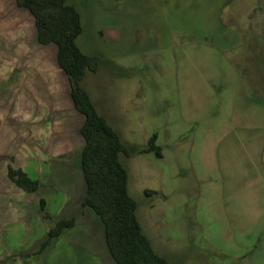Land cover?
<instances>
[{
    "label": "rangeland",
    "instance_id": "obj_1",
    "mask_svg": "<svg viewBox=\"0 0 264 264\" xmlns=\"http://www.w3.org/2000/svg\"><path fill=\"white\" fill-rule=\"evenodd\" d=\"M36 32L30 12L16 0H0V264H115L97 219L80 206L79 192L68 180L60 184L65 207L46 174L53 160L76 158L83 139L57 49L40 45ZM239 58L255 62L254 56ZM227 88V100L200 104L194 116L184 117L183 129L172 136L174 151L160 164L151 155L140 157L139 185L148 190L142 200L154 206L149 220L156 239L161 232L166 240L158 244L165 252L201 254L212 264H264V53L258 55L255 96L233 72ZM8 164L40 180V191L18 188L8 178ZM160 191L168 193L166 202L154 195ZM42 198L50 219L40 212ZM218 209L227 212L215 215ZM234 209L239 219L228 214ZM63 217H75V227L41 252Z\"/></svg>",
    "mask_w": 264,
    "mask_h": 264
},
{
    "label": "crops",
    "instance_id": "obj_2",
    "mask_svg": "<svg viewBox=\"0 0 264 264\" xmlns=\"http://www.w3.org/2000/svg\"><path fill=\"white\" fill-rule=\"evenodd\" d=\"M70 4L81 18L78 47L84 54L100 60L95 72H87L81 87L128 150V154L121 155V161L128 172L129 194L137 202V217L144 234L153 249L172 264H212L201 254L187 256L162 249L160 245L166 240L161 232L156 239L149 220L154 206L142 200V194L148 190L139 185L136 166L144 155L155 157L158 164L165 160L173 148L172 136L180 133L184 117L194 116L200 104L227 100L226 86L232 72L234 79H242L244 86L252 88V95L258 93V55L264 53V0H70ZM248 55L254 56L250 60L255 62H240V56ZM57 67L68 80L69 108L81 120L78 129L81 135L85 118L74 107L71 81L58 61ZM247 71L252 74L247 75ZM154 136L161 157L155 152H145ZM83 147L84 140L74 159L62 158L46 164V174L55 182L52 187L56 198L59 194L65 200L62 185L64 180L70 181L71 187L79 192L80 206L95 216L94 224L101 234L103 231L106 242L103 223L93 210L82 205L87 191L80 163ZM171 162L180 166L177 160ZM10 166L13 167L8 164L7 174ZM13 168L38 181L37 192L40 191V180L23 168ZM164 176L160 178L163 180ZM154 195L164 202L169 199L167 192ZM41 200L48 207L47 198ZM232 200H238L240 206V198L234 196ZM66 203L65 200V207ZM217 211L220 215L227 212L218 209L213 211L215 215ZM228 214L234 220L241 215L235 209ZM67 230L70 229L62 235Z\"/></svg>",
    "mask_w": 264,
    "mask_h": 264
},
{
    "label": "trees",
    "instance_id": "obj_3",
    "mask_svg": "<svg viewBox=\"0 0 264 264\" xmlns=\"http://www.w3.org/2000/svg\"><path fill=\"white\" fill-rule=\"evenodd\" d=\"M17 5L33 16L39 44L56 47L58 64L71 81L74 107L85 118L81 128L84 147L80 163L87 191L82 205L93 210L103 223L112 258L117 264H172L153 249L138 220L137 202L129 194L128 172L121 161V155L128 154L126 146L81 87L87 72H95L100 60L84 54L78 47L77 40L82 33L79 12L70 0H17ZM145 152H155L161 157L156 136ZM8 176L28 193L39 189V182L30 179L22 170L10 166ZM46 209V201L41 200L40 212L50 219ZM75 225V218L60 219L46 234L41 252L64 230Z\"/></svg>",
    "mask_w": 264,
    "mask_h": 264
}]
</instances>
